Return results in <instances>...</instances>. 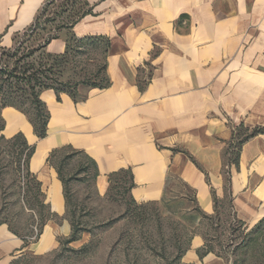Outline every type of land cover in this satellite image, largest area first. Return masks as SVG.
I'll return each mask as SVG.
<instances>
[{"label":"crops","instance_id":"crops-1","mask_svg":"<svg viewBox=\"0 0 264 264\" xmlns=\"http://www.w3.org/2000/svg\"><path fill=\"white\" fill-rule=\"evenodd\" d=\"M47 2L0 0V49L11 47L13 36L31 25ZM53 4L61 26L52 28L56 36L47 51L64 53L72 36L105 38L106 84H80L75 97L44 90L45 137L36 134L22 110H1L0 136L22 133L34 147L27 170L41 183L51 218L34 242L0 224V264L44 253L71 236L64 185L49 161L64 146L96 162L100 191L109 189L111 174L129 170L131 195L138 201H161L176 178L195 190L206 212L214 210L215 196L229 197L233 209L234 194L242 222L254 225L264 218V132L245 141L233 159L237 128L264 127V0ZM54 213L64 218L58 222ZM196 259L199 254L188 257Z\"/></svg>","mask_w":264,"mask_h":264},{"label":"rangeland","instance_id":"rangeland-1","mask_svg":"<svg viewBox=\"0 0 264 264\" xmlns=\"http://www.w3.org/2000/svg\"><path fill=\"white\" fill-rule=\"evenodd\" d=\"M54 10L58 9L52 2L47 15L55 17ZM56 25V21L50 22L49 27ZM72 46L68 62L59 67L67 86H57L74 90L78 84L105 85L102 46L84 45L79 49L75 41ZM235 133L243 137L247 131L241 128ZM17 152L13 142L2 141L0 224H7L34 242L44 229V225L40 227L42 220L51 218V210L49 206L41 207L37 180L20 165ZM236 152L233 142V159ZM54 165L62 168L69 182V200L86 230L78 240L67 243L69 237H64L56 248L27 253L17 258L16 264H264V220L254 225L242 222L234 194L233 209L229 197L215 196V208L209 213L198 206L193 188L172 178L173 191L161 201L135 199L131 204V191L129 194L125 190L128 177L118 175L114 183L117 189L110 193L108 188L100 191L90 178L92 169L86 154L64 149L57 153ZM65 217L69 219L70 215ZM63 218L57 213L52 215L58 222ZM86 244L90 247L82 249ZM207 245L212 247L208 258L188 260L189 256H198V250L204 253Z\"/></svg>","mask_w":264,"mask_h":264},{"label":"trees","instance_id":"trees-1","mask_svg":"<svg viewBox=\"0 0 264 264\" xmlns=\"http://www.w3.org/2000/svg\"><path fill=\"white\" fill-rule=\"evenodd\" d=\"M52 2H54V0H49V2H47L41 8L31 25H29L23 31L15 34L14 42L11 47H4L0 51V115L1 110L6 106H14L22 110L32 122L35 132L39 137L46 136L47 123L49 119V113L45 104L40 98L41 93L46 89H54L57 94H60L61 92H67L71 94V96L75 97L77 87L80 85H75L74 90L66 89L64 87H61V89L57 86V84L67 86V84H65L60 77L63 72L59 70V67H61L64 62H68V59L72 55L71 53L74 49L72 43L74 41L79 43V49H81L84 45H91L93 47L99 45L98 47L102 46V48L107 47L108 45L106 39L103 37L77 39L72 36L68 39L67 49L64 53L55 54L47 51V45L56 36V34L52 33L53 30L49 27L50 22H54L55 18L53 16L47 15L48 7L50 4H52ZM76 20L77 18H75L72 23H75ZM56 26L58 28L61 26V24ZM101 73L105 79L104 63L103 67L101 68ZM241 128L244 127L240 126L237 129ZM244 130L247 131L245 136L238 137V133H235L233 138V142L236 144L237 148L236 155L239 154V150L243 143L255 134L264 132V127H256L252 130L249 128H244ZM2 141L14 143V146L18 149L17 154L19 163L25 168V170H27L28 161L34 152V147L28 144L24 134L18 133L11 138H6L5 136L1 135L0 145ZM64 149L72 148L70 146H64L54 150L49 157V161L54 164L57 153ZM74 151L81 153L77 150ZM87 158L92 169L90 178L94 181L98 175L97 165L91 157L87 156ZM234 161H236V158H234ZM55 167L57 168L59 177L64 185L67 208L66 212L70 215L69 220L72 225V234L66 241L67 243H70L72 241L78 240L80 238V233L85 231L86 228L81 226L76 216V210L72 208V203L70 202V197L68 196L69 182L66 180L62 168L58 165H55ZM122 174L128 177L129 185L125 186V190L130 194L133 183L131 182V173L129 170H120L111 174L108 193L118 188V186L114 184L116 181L115 177ZM29 175L33 178H36L30 173ZM36 194H38L41 199V207L46 209L47 204L44 203V196L41 191V183L38 180L36 183ZM130 200L131 204L136 202V200L131 195ZM47 220H42L40 225L41 228ZM262 220H264V218ZM89 247L90 244H86L82 249L86 250ZM211 250L212 247L210 245L208 247L207 245L204 253L201 250H198V253L200 257H203ZM17 260L19 259H15L12 264H16Z\"/></svg>","mask_w":264,"mask_h":264},{"label":"bare ground","instance_id":"bare-ground-1","mask_svg":"<svg viewBox=\"0 0 264 264\" xmlns=\"http://www.w3.org/2000/svg\"><path fill=\"white\" fill-rule=\"evenodd\" d=\"M53 191L57 194V198L55 199V206H56L57 209L61 210L60 203L58 201V194H59V192H58L57 189H53ZM258 216H260V214Z\"/></svg>","mask_w":264,"mask_h":264},{"label":"built area","instance_id":"built-area-1","mask_svg":"<svg viewBox=\"0 0 264 264\" xmlns=\"http://www.w3.org/2000/svg\"><path fill=\"white\" fill-rule=\"evenodd\" d=\"M38 233H39V232H38V230H37V234H36V236L38 235Z\"/></svg>","mask_w":264,"mask_h":264}]
</instances>
